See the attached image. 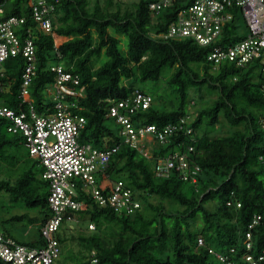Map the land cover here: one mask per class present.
Returning <instances> with one entry per match:
<instances>
[{"label": "trees", "instance_id": "trees-1", "mask_svg": "<svg viewBox=\"0 0 264 264\" xmlns=\"http://www.w3.org/2000/svg\"><path fill=\"white\" fill-rule=\"evenodd\" d=\"M0 1L5 2L6 16L30 18L28 0ZM151 1L59 0L53 32H40L35 41L38 61L31 92L36 109L41 112L46 104H53L45 89L57 76L51 64L63 63L67 71L79 74L86 87V96L78 101V112L87 121L81 139L102 148L119 144L106 177L109 184L122 180L142 202L141 209L132 214L119 213L111 206H99L80 183L78 199L85 204L78 211L67 212L78 225L68 228L77 233L64 237L57 232L60 256L67 264L88 263L93 250L100 264H221L208 248L227 251L236 246L243 250L245 231L256 214L262 219L253 228L254 249L264 248V162L259 159L264 153V96L259 76L257 81L253 79V69L258 66L249 65L246 70L226 62L217 68L207 59L209 47L188 38H156L152 33L166 31L176 10L170 7L157 14L149 7ZM241 21L239 14L228 23L224 43L246 36L247 25ZM29 24L33 25L31 19ZM123 35L126 50L121 48ZM25 65L22 56L9 58L5 76L0 78L8 86L0 93V102L14 109H19ZM167 70L169 99L137 86L147 80L161 83ZM135 89L153 95L154 101L147 109L130 114L133 125L154 124L162 129L188 118L191 134L181 130L164 143L153 141L154 158L125 143L124 126L108 116L107 110ZM8 127L9 121L0 117V150L10 148V133L25 142L21 132ZM217 131L223 135H215ZM189 145L194 146L189 151L190 164L201 167L197 184L184 180L178 170L165 178L156 175V157L186 150ZM8 156L7 152L0 154V233L22 244L44 245L41 228L51 211L43 166L33 157L18 177L4 178ZM5 196L10 205L1 202ZM231 197L241 206L228 205ZM4 211L10 214L6 216ZM6 222L38 224L40 239L17 240ZM199 237L205 246H198ZM0 264L11 263L0 258Z\"/></svg>", "mask_w": 264, "mask_h": 264}, {"label": "built area", "instance_id": "built-area-1", "mask_svg": "<svg viewBox=\"0 0 264 264\" xmlns=\"http://www.w3.org/2000/svg\"><path fill=\"white\" fill-rule=\"evenodd\" d=\"M57 2L59 0H28L29 18L16 14L6 16L5 2L0 1V78L5 76V62L9 58L22 56L26 60L18 92L19 109L0 102V117L9 121L10 131L22 133L30 155L43 166L42 177L49 183L51 211L41 228L46 239L44 245L22 244L13 238H4L0 233V258L11 264L56 263L61 254L57 232L66 222L74 220L67 212L78 211L85 204L78 199L80 183L99 206H111L117 212L127 214L142 207L141 200L122 180L109 184L106 177V170L119 144L102 148L81 139L87 121L78 112L81 110L78 101L86 96V87L81 84L79 74L67 71L63 63L51 64L50 68L57 76L55 82L45 89L53 104H46L41 112L36 109L31 92L38 61L35 41L38 33L53 32ZM149 7L157 14L170 7L176 10L167 30L153 32V36L164 40L188 38L209 47L207 59L217 68L226 62L237 67L257 65L264 96V0H153ZM239 14L247 25L248 33L232 44L224 43L226 26ZM29 19L33 25L29 24ZM7 87L0 79V93ZM153 101V95L135 89L129 97L114 102L107 110L108 116L124 126L121 131L124 142L148 158H154L153 141L164 143L178 131L192 132L188 118H181L180 122L162 129L154 124L133 125L130 114L147 109ZM24 104L27 105L25 108ZM261 127L264 131V120ZM193 150L194 146L189 145L186 150L156 157V175L165 178L173 170H178L184 180L197 184L201 167L198 164L192 166L189 162L188 156ZM259 159L264 162V153ZM227 204L241 206L240 201L232 197ZM261 219L262 215L256 214L249 223L243 237V250L236 246L227 251L209 247V252L221 264H264V248L256 252L253 240V228ZM89 227L95 228V224L90 223ZM197 244L205 246L204 239L199 237ZM99 261L97 252L93 250L86 264H100Z\"/></svg>", "mask_w": 264, "mask_h": 264}, {"label": "rangeland", "instance_id": "rangeland-1", "mask_svg": "<svg viewBox=\"0 0 264 264\" xmlns=\"http://www.w3.org/2000/svg\"><path fill=\"white\" fill-rule=\"evenodd\" d=\"M94 1L95 0H93V2ZM120 1H123L125 3H132V2H137L139 0H120ZM241 22L244 24L243 18H242ZM246 33H248V30H246ZM121 38H122L121 48L123 50H126V48H127L126 36L123 35V36H121ZM246 68H247L246 70H248L250 68V66H247ZM169 73H170V70H167L164 73V77L161 79L162 80L161 83L160 82L156 83L154 81L147 80V81L138 82L137 86L140 88H143L144 90H146L150 93H153L155 95L161 94L163 96L162 98H164V99H169L171 97V90H170V88H167V86H166V82L168 80ZM258 76H259L258 68L255 70L253 69L254 81L258 80ZM47 97L49 100L52 99L50 94H48ZM215 135H223V133L221 131H217ZM9 137L13 141L9 145L10 148L6 147L4 150H0V154H4L5 152H7L9 155L6 158L4 173H3V175H1V177H4V178H10L11 177L12 178L13 176H15V178H16L23 171L25 163L27 162V164L28 163L30 164L34 158L29 155V150L23 144L22 139L19 138V136L10 133ZM6 149H8L9 151H7ZM14 165H15V168H14ZM4 198L1 199V202L5 205H10L11 202H9L8 197L5 196ZM15 211H18V210H15ZM4 213L6 216L10 214V212H7V211H4ZM5 215L2 214L1 218H3ZM74 225L76 226V228H78L76 220L69 221L68 223H65V226L59 230L60 235L64 236V237H70L72 235V233H73V235H76L77 232H76L75 228H74V230L68 228V226H74ZM6 226H7V228L10 229L11 235L14 236L17 240H21L24 242H30L34 239H37V240L40 239V233H39V226L40 225H38V224H30L28 222H15V223L14 222H12V223L6 222ZM73 244L76 245L75 247L77 248V242L74 241ZM55 264H67V262H63L61 259V256H60V258H58L56 260Z\"/></svg>", "mask_w": 264, "mask_h": 264}]
</instances>
